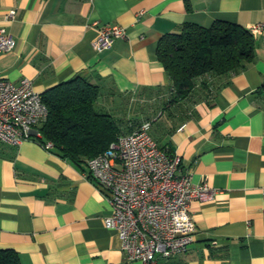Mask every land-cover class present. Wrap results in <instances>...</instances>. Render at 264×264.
<instances>
[{
	"label": "crops",
	"instance_id": "0c3cea01",
	"mask_svg": "<svg viewBox=\"0 0 264 264\" xmlns=\"http://www.w3.org/2000/svg\"><path fill=\"white\" fill-rule=\"evenodd\" d=\"M215 20L264 24V0H0V26L15 41L0 53V76L28 77L41 94L87 77L110 111L123 100L157 101L152 137L180 155L179 173L190 169L193 183L216 190L190 202L196 230L188 248L155 264H264V28L240 70L202 76L188 100L162 104L170 79L159 38L185 21ZM103 23L124 26L127 36L97 51ZM109 209L87 162L33 138L0 142V248H13L20 264H142L126 258L116 230L104 225Z\"/></svg>",
	"mask_w": 264,
	"mask_h": 264
},
{
	"label": "built area",
	"instance_id": "2783aa9c",
	"mask_svg": "<svg viewBox=\"0 0 264 264\" xmlns=\"http://www.w3.org/2000/svg\"><path fill=\"white\" fill-rule=\"evenodd\" d=\"M7 17L14 18L15 11ZM262 28L264 24L249 26L253 35ZM97 29L92 42L97 51L127 36L119 24L103 23ZM14 45L11 34L0 26V53ZM47 115L42 94L31 79L23 77L15 83L0 76V142L18 145L31 138L39 142V125ZM150 126V121H144L119 134L87 160L90 177L109 204L104 225L116 230L126 258L142 264L185 251L196 230L190 202L211 200L216 192L206 182L193 183L190 169L179 173L180 155L163 148L150 134ZM40 144L46 149L53 146L50 140Z\"/></svg>",
	"mask_w": 264,
	"mask_h": 264
},
{
	"label": "trees",
	"instance_id": "16d2710c",
	"mask_svg": "<svg viewBox=\"0 0 264 264\" xmlns=\"http://www.w3.org/2000/svg\"><path fill=\"white\" fill-rule=\"evenodd\" d=\"M157 55L170 79V95L162 102L165 107L192 97L200 77L227 75L244 67L254 56V36L249 27L238 22L215 20L205 27L185 21L178 31L166 32L159 38ZM101 93L98 83L79 75L43 92L48 115L39 125V143L50 140L58 154L76 163L87 162L119 134L139 126L141 119L152 124L157 114L149 110L156 109L158 102L146 103L142 99L132 101L130 107L129 100H123L112 112L97 103ZM128 110L134 114L126 117ZM153 131L152 127L150 134ZM0 264H20L18 253L10 247L0 248Z\"/></svg>",
	"mask_w": 264,
	"mask_h": 264
},
{
	"label": "rangeland",
	"instance_id": "374dc122",
	"mask_svg": "<svg viewBox=\"0 0 264 264\" xmlns=\"http://www.w3.org/2000/svg\"><path fill=\"white\" fill-rule=\"evenodd\" d=\"M131 102H132V101H131ZM131 102L128 104L129 107H130V105H131ZM133 102H134V101H133ZM130 112L133 113V111H131V110H130ZM134 125H136V124H134Z\"/></svg>",
	"mask_w": 264,
	"mask_h": 264
}]
</instances>
